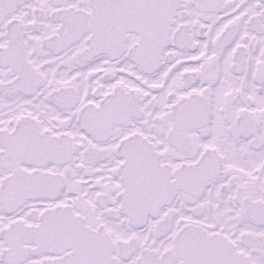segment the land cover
Instances as JSON below:
<instances>
[{
  "label": "snow or ice",
  "instance_id": "6c2138e0",
  "mask_svg": "<svg viewBox=\"0 0 264 264\" xmlns=\"http://www.w3.org/2000/svg\"><path fill=\"white\" fill-rule=\"evenodd\" d=\"M0 264H264V0H0Z\"/></svg>",
  "mask_w": 264,
  "mask_h": 264
}]
</instances>
